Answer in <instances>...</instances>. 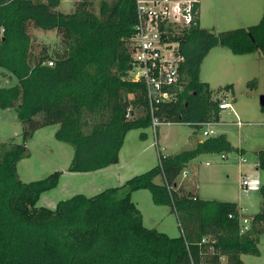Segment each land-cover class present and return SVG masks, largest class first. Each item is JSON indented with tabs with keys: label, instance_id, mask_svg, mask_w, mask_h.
<instances>
[{
	"label": "trees",
	"instance_id": "obj_1",
	"mask_svg": "<svg viewBox=\"0 0 264 264\" xmlns=\"http://www.w3.org/2000/svg\"><path fill=\"white\" fill-rule=\"evenodd\" d=\"M59 3L0 0V76L14 80L0 86V107L14 108L22 124L20 141L0 142V264H223L221 258L242 264L241 254L257 255L264 182L257 188L261 206L251 217L236 202L201 199L176 182L200 153L233 149L222 133L191 149L158 152L154 166L119 186L92 196L74 194L54 208L37 205L61 171L27 182L18 177L16 163L35 130L56 124L55 138L73 146L66 171L79 173L116 163L125 133L151 126L145 86L128 77L136 0H80L71 12L58 10ZM192 5L194 19L171 38L178 39L183 55L174 97L155 102L153 113L162 121L201 127L219 120L220 100L199 78V64L215 45L264 54V0L257 24L217 32L200 27L199 3ZM31 28L53 29L56 37L47 43ZM139 107L144 114L134 116ZM256 167L264 169V148L257 151ZM137 189L149 190L154 203L175 212L179 235L143 224L131 200ZM243 217L249 219L247 230L241 229Z\"/></svg>",
	"mask_w": 264,
	"mask_h": 264
},
{
	"label": "rangeland",
	"instance_id": "obj_2",
	"mask_svg": "<svg viewBox=\"0 0 264 264\" xmlns=\"http://www.w3.org/2000/svg\"><path fill=\"white\" fill-rule=\"evenodd\" d=\"M198 1L200 27L214 32L255 25L263 11V0ZM79 2L60 0L57 9L71 12ZM30 32L47 43L56 37L53 29L31 28ZM198 75L213 90L212 98L227 100L232 110L221 109L217 122L201 127L170 122L160 124L157 133L152 126L130 129L118 150V161L101 169L79 173L66 171L73 156V146L55 138L56 124L35 130L27 140V154L16 163L18 177L27 182L61 171L56 185L40 194L37 205L54 208L59 200L74 194L92 196L107 187L119 186L154 166L158 152L166 155L191 149L197 141L206 138L201 133L203 129H212L214 135L225 134L233 149L200 153L189 160L182 169L187 171L186 176L179 172L176 178L178 187L182 186L183 191L194 190L201 199L236 202L248 217L256 213L261 206L257 187L264 182V169L256 167L257 151L264 148V106L259 103L260 95L264 94V54L260 50L236 54L226 46L215 45L200 62ZM13 81L0 76V86ZM229 84L231 87L226 88ZM143 114L141 107L135 109L134 116ZM236 119L243 124L237 126ZM21 131L16 110L0 107V142L20 141ZM243 175L249 176L255 185L247 194H243L240 185ZM155 182H160L158 177ZM131 200L142 214L146 227L169 236L180 234L175 212L168 205L154 203L149 190L133 191ZM257 247V255L241 254L242 264H264V231L258 234Z\"/></svg>",
	"mask_w": 264,
	"mask_h": 264
},
{
	"label": "built area",
	"instance_id": "obj_3",
	"mask_svg": "<svg viewBox=\"0 0 264 264\" xmlns=\"http://www.w3.org/2000/svg\"><path fill=\"white\" fill-rule=\"evenodd\" d=\"M193 1L196 0H136L137 20L129 41L131 67L128 77L145 86L151 126L155 131L160 124L170 123L154 115L153 104L166 102L174 97L172 87L178 84L179 63L183 60V55L179 51L178 39L171 38L194 19L197 11L193 9ZM218 107L220 110L225 108L232 110L230 102L225 99L219 101ZM210 123L214 122H201L200 126ZM234 123L237 126L243 124L239 119H236ZM201 133L206 137L214 136L212 129H203ZM242 161H244L243 158ZM181 172L183 176H186L187 171ZM240 185L243 194H247L255 187L251 178L246 175H243ZM167 187L170 189L169 185ZM248 227L249 219L243 217L241 229L247 230ZM221 261L226 264L224 258H221Z\"/></svg>",
	"mask_w": 264,
	"mask_h": 264
},
{
	"label": "water",
	"instance_id": "obj_4",
	"mask_svg": "<svg viewBox=\"0 0 264 264\" xmlns=\"http://www.w3.org/2000/svg\"><path fill=\"white\" fill-rule=\"evenodd\" d=\"M259 103H260V105L262 107L264 106V94L263 95H260V97H259Z\"/></svg>",
	"mask_w": 264,
	"mask_h": 264
},
{
	"label": "crops",
	"instance_id": "obj_5",
	"mask_svg": "<svg viewBox=\"0 0 264 264\" xmlns=\"http://www.w3.org/2000/svg\"><path fill=\"white\" fill-rule=\"evenodd\" d=\"M180 1V0H179ZM198 3H199V1L198 0H196ZM200 4V3H199ZM192 192L196 195V193H195V191L194 190H192ZM242 211V210H241Z\"/></svg>",
	"mask_w": 264,
	"mask_h": 264
}]
</instances>
